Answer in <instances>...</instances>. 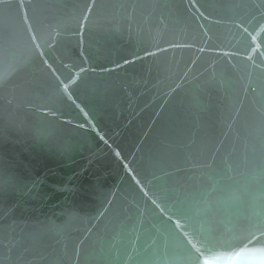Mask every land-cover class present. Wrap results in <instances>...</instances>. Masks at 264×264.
<instances>
[{"label": "water", "instance_id": "95a60500", "mask_svg": "<svg viewBox=\"0 0 264 264\" xmlns=\"http://www.w3.org/2000/svg\"><path fill=\"white\" fill-rule=\"evenodd\" d=\"M0 264H264V0H0Z\"/></svg>", "mask_w": 264, "mask_h": 264}]
</instances>
